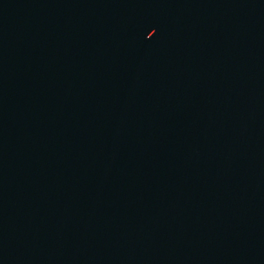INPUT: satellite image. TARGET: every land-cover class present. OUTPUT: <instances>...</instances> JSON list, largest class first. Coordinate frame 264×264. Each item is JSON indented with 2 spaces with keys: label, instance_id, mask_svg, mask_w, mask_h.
Returning <instances> with one entry per match:
<instances>
[{
  "label": "water",
  "instance_id": "1",
  "mask_svg": "<svg viewBox=\"0 0 264 264\" xmlns=\"http://www.w3.org/2000/svg\"><path fill=\"white\" fill-rule=\"evenodd\" d=\"M0 264H264V0H0Z\"/></svg>",
  "mask_w": 264,
  "mask_h": 264
}]
</instances>
